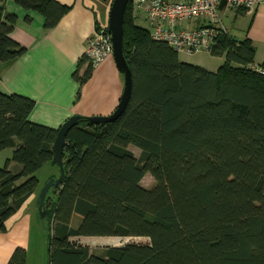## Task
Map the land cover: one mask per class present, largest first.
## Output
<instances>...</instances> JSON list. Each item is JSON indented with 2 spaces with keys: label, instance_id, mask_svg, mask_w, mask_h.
Masks as SVG:
<instances>
[{
  "label": "trees",
  "instance_id": "trees-1",
  "mask_svg": "<svg viewBox=\"0 0 264 264\" xmlns=\"http://www.w3.org/2000/svg\"><path fill=\"white\" fill-rule=\"evenodd\" d=\"M6 1L0 0V63L27 51L12 38L18 18ZM12 2L39 13L45 30L69 11L56 0ZM254 52L248 39L223 34L210 54L225 59L216 72L183 63L136 25L129 0L123 53L131 96L114 121L80 122L68 132L65 177L40 218L47 264H264V75L251 68ZM92 68L83 55L73 74L80 86ZM34 106L0 91V153L11 150L0 168V232L37 192L36 173L51 166L58 130L30 122ZM147 174L151 189L140 185ZM85 237L147 242L95 254L81 243ZM7 264H26L25 250L17 248Z\"/></svg>",
  "mask_w": 264,
  "mask_h": 264
},
{
  "label": "crops",
  "instance_id": "crops-1",
  "mask_svg": "<svg viewBox=\"0 0 264 264\" xmlns=\"http://www.w3.org/2000/svg\"><path fill=\"white\" fill-rule=\"evenodd\" d=\"M56 1L68 6L69 11L52 30L43 28L44 19L39 13L26 12L12 0L5 2L6 11L18 18L12 38L27 51L13 62L0 63V91L32 99L35 106L29 121L58 130L75 115H111L120 101L123 78L110 55L92 68L82 86L73 78L87 40L97 27L108 26L113 0ZM26 15L30 16L29 22L25 21ZM220 24L236 41L248 39L255 48L254 64H264V6L249 13L223 11ZM85 67H81L79 75ZM37 194L31 195L5 222L0 232V264H7L17 248L25 250L26 264H44V241L38 231L37 235L33 233L34 220L39 217Z\"/></svg>",
  "mask_w": 264,
  "mask_h": 264
},
{
  "label": "built area",
  "instance_id": "built-area-1",
  "mask_svg": "<svg viewBox=\"0 0 264 264\" xmlns=\"http://www.w3.org/2000/svg\"><path fill=\"white\" fill-rule=\"evenodd\" d=\"M144 16L153 40L170 46L178 54H211L216 39L227 34L220 24L224 12L249 13L264 6V0H130ZM196 25V27H192ZM112 56L111 37L98 28L87 40L84 56L92 67ZM251 68L264 75L259 65Z\"/></svg>",
  "mask_w": 264,
  "mask_h": 264
},
{
  "label": "water",
  "instance_id": "water-1",
  "mask_svg": "<svg viewBox=\"0 0 264 264\" xmlns=\"http://www.w3.org/2000/svg\"><path fill=\"white\" fill-rule=\"evenodd\" d=\"M129 0H113L109 11V20L107 31L111 37L112 58L118 72L123 78V90L120 101L115 111L106 117H82L72 116L58 129L55 140L52 145L53 157L50 165L56 167L58 176H52L42 186L36 197V207L39 217L42 219L46 211V197L49 191L56 192L65 177L64 162L62 154L65 145V139L68 132L80 122L88 124H106L117 119L125 110L131 96L132 79L129 65L123 53V22L124 13Z\"/></svg>",
  "mask_w": 264,
  "mask_h": 264
},
{
  "label": "rangeland",
  "instance_id": "rangeland-1",
  "mask_svg": "<svg viewBox=\"0 0 264 264\" xmlns=\"http://www.w3.org/2000/svg\"><path fill=\"white\" fill-rule=\"evenodd\" d=\"M133 14L135 17L136 25L143 28H148V25L144 20L143 14L135 7L133 8ZM178 57L179 60L183 63L198 66L210 72H216L225 62L224 57L222 56L215 57L208 53H199L194 55H187L180 53L178 54ZM129 150L133 152L136 158H140V151L137 148L130 146ZM10 157H11V150H5L0 153V168L4 166L6 159H9ZM51 175H54L55 177L58 176V171L56 167H52L48 165L43 167L36 173V177L39 181L37 193L40 191L42 186L48 181ZM140 185L145 189H151L154 187L155 182L153 178L149 174H147L141 180ZM47 198L48 200H50V203H55L57 198V191L56 192L49 191ZM78 223H79V217L73 216V219L71 221V226L73 228H76L78 226ZM43 227L44 226L42 225V221L41 219H39V217H38V221L37 219L34 220L33 233L34 235H37L36 233L38 231V233L40 234V238L42 239V241H44V252H43L44 264H47V233L45 228ZM146 242L147 240L144 238H113V237H85L81 240V243L83 245H87L90 251L95 254L102 253L104 248L107 246H123L127 243H146Z\"/></svg>",
  "mask_w": 264,
  "mask_h": 264
}]
</instances>
